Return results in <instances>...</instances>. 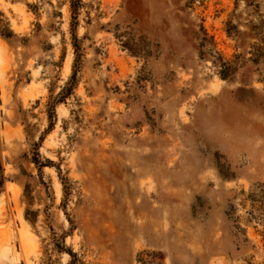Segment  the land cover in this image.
Returning <instances> with one entry per match:
<instances>
[{
  "label": "rangeland",
  "instance_id": "obj_1",
  "mask_svg": "<svg viewBox=\"0 0 264 264\" xmlns=\"http://www.w3.org/2000/svg\"><path fill=\"white\" fill-rule=\"evenodd\" d=\"M0 264H264V0H0Z\"/></svg>",
  "mask_w": 264,
  "mask_h": 264
}]
</instances>
